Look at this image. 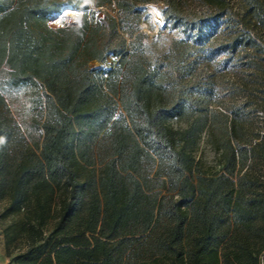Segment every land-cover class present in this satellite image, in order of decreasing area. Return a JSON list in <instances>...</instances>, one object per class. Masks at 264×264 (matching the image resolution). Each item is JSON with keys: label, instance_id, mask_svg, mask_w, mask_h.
<instances>
[{"label": "trees", "instance_id": "1", "mask_svg": "<svg viewBox=\"0 0 264 264\" xmlns=\"http://www.w3.org/2000/svg\"><path fill=\"white\" fill-rule=\"evenodd\" d=\"M152 1L0 0L7 264H264V0H162L149 56Z\"/></svg>", "mask_w": 264, "mask_h": 264}, {"label": "rangeland", "instance_id": "2", "mask_svg": "<svg viewBox=\"0 0 264 264\" xmlns=\"http://www.w3.org/2000/svg\"><path fill=\"white\" fill-rule=\"evenodd\" d=\"M92 6V4H91ZM147 7L150 9L151 13L147 11ZM165 8V3L162 0H153L147 3L145 7V12L142 13L140 22L138 25L139 30L147 35V41L145 44L148 46V55L160 54L170 46L171 39L175 38L177 34L176 29L165 20L163 9ZM105 9V8H103ZM190 12H200L205 11L206 8L202 3H190ZM70 6L65 5L59 13H53L49 16L48 23L52 27H60L64 25L77 24L80 17L77 18V14L73 11ZM77 11V10H76ZM201 20H205V17H201ZM205 22L213 23L212 18H207ZM216 22V21H215ZM217 24H221V18L217 20ZM224 58L222 52L216 53L215 63H220ZM112 63V57L110 55L106 56V63L102 65L107 68ZM92 66L99 65L97 62H91ZM201 75L205 76L210 73V67L207 65H202L200 69ZM215 79H224L223 82H219L217 86V91L221 95L231 94L230 88L227 84V79H231V75L228 73L223 78L216 77ZM195 154L205 163H211L213 159V151L204 142H200L196 147ZM3 203H0V209ZM8 221L0 222V264H7L8 258L5 256L4 251V240L2 234V227Z\"/></svg>", "mask_w": 264, "mask_h": 264}, {"label": "bare ground", "instance_id": "3", "mask_svg": "<svg viewBox=\"0 0 264 264\" xmlns=\"http://www.w3.org/2000/svg\"><path fill=\"white\" fill-rule=\"evenodd\" d=\"M73 11L77 14V18L80 17V14H81L80 11H75V10H73Z\"/></svg>", "mask_w": 264, "mask_h": 264}, {"label": "built area", "instance_id": "4", "mask_svg": "<svg viewBox=\"0 0 264 264\" xmlns=\"http://www.w3.org/2000/svg\"><path fill=\"white\" fill-rule=\"evenodd\" d=\"M147 6V5H146ZM147 11L149 12V13H151V11H150V9L147 7Z\"/></svg>", "mask_w": 264, "mask_h": 264}, {"label": "water", "instance_id": "5", "mask_svg": "<svg viewBox=\"0 0 264 264\" xmlns=\"http://www.w3.org/2000/svg\"><path fill=\"white\" fill-rule=\"evenodd\" d=\"M81 16H82V13L80 14V18H81Z\"/></svg>", "mask_w": 264, "mask_h": 264}]
</instances>
